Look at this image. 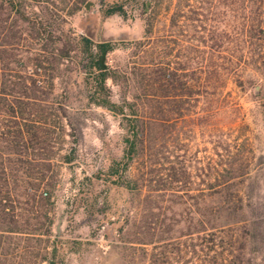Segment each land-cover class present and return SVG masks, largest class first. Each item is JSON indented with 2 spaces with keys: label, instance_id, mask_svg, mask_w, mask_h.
<instances>
[{
  "label": "trees",
  "instance_id": "16d2710c",
  "mask_svg": "<svg viewBox=\"0 0 264 264\" xmlns=\"http://www.w3.org/2000/svg\"><path fill=\"white\" fill-rule=\"evenodd\" d=\"M30 1L0 0V247L5 241L16 247L21 240L30 241L26 245H38L46 251L34 254L41 263L63 264V258H57L60 246L55 241L51 243V207L55 204L60 165L70 161L68 154L62 153L70 133L68 106L55 95V80L65 59H76L85 73L90 104L119 113L125 120L123 159H114L108 173L128 171L138 162L145 167L140 183L129 176L123 185L129 189L145 186L147 197H153L146 219L150 237L126 242L152 244L148 264H247L251 260L252 264H264L262 258L248 257L254 222L242 214L248 203L240 179L251 170L236 163L243 157L241 143L234 144L236 152L226 148L230 156L227 162L216 161L209 166L210 180L203 188L194 177L205 168L193 170L184 154L177 153V146H167L168 137L154 132L165 121L172 119L177 124L193 111L186 102L194 99L191 105L198 106L203 98L209 107L203 105L205 115L197 112L198 122L194 120L190 129L194 130V124L203 125L208 113L214 115L222 108L229 78L247 66L264 73V0H221L226 8L223 24L187 16L200 20L192 24L198 32L196 54L179 51L181 60L175 66L164 61L152 43L163 38L156 33L153 17L143 16L142 38L134 42L121 40V46L113 38L95 39L67 28L64 19L56 20L53 13L35 11L31 15L26 10ZM209 1L200 6L202 12L191 10L202 15L216 6ZM117 12L126 14L123 4L109 5L104 15ZM152 12L144 10L143 14ZM179 15L184 14L176 10L172 25L177 24ZM185 31L181 29L179 34L186 35ZM170 40L178 41L175 37ZM132 46L135 50L130 57L139 55V59L124 66L109 62L110 52ZM122 76L132 88L129 95L116 101L108 81L120 84ZM235 79L243 82L240 77ZM170 97L180 103L172 107L169 115L163 102ZM213 143L222 145V139L215 138ZM165 196L176 204L191 199L190 214L180 208L175 215H166L164 221L169 222L156 238L153 229L159 218L154 210L162 209L160 200ZM86 205L89 212L94 210L93 203ZM130 262L136 264L134 258Z\"/></svg>",
  "mask_w": 264,
  "mask_h": 264
},
{
  "label": "rangeland",
  "instance_id": "374dc122",
  "mask_svg": "<svg viewBox=\"0 0 264 264\" xmlns=\"http://www.w3.org/2000/svg\"><path fill=\"white\" fill-rule=\"evenodd\" d=\"M87 1L89 0L81 4L71 1L66 4L59 0H32L30 4H26V10L31 15L35 11L53 13L52 17L56 20L64 19L67 28L90 34L95 39L113 38L119 45L124 42L121 40L134 42L142 38L145 34L143 16L153 17L156 33L163 40L158 41V45L155 41L156 44L152 43L156 45L163 60L171 62L170 66H175L181 60L177 55L179 51L191 56L196 54L194 42H197L198 32L192 28V24L200 23V20H192L187 16L216 24H223L226 17V8L221 0H213L212 4L216 6L210 7L209 11L204 10L202 15L191 9L201 11L200 6L209 4V0H90V8H86ZM115 3L123 4L126 14L117 12L104 15L105 8ZM151 9L154 10L152 14H143L144 10ZM176 10H181L184 15L177 16V24L172 25ZM181 29H186V35L179 34ZM174 37L178 41L170 40ZM133 50L134 46L128 49L119 47L109 53V62L124 66L129 61L139 59V55L130 57ZM84 76L76 59H65L60 66V76L55 80V95L68 106L67 131L70 134L66 135L62 153L68 154L70 161L60 165L59 184L54 189L51 243L55 241L60 246L57 258H63V264H131L130 260L133 258L136 264H148V252L151 251L152 244L131 243L126 240L150 237L147 218L153 197H147L149 194L145 186L129 189L123 185L130 177L139 179L140 183L145 167L138 162L128 171L121 169L119 174L108 173L114 159H123L125 120L119 113L90 104ZM238 77L242 83L236 81L235 78ZM119 82L120 84H115L111 79L108 81L113 89L112 97L116 101H121L132 88L124 80V76L120 77ZM224 95L222 108L214 111V115L208 113L204 124H194V130L190 129L194 120L195 123L198 122L197 112L205 115L203 105L209 107L203 98L198 106L191 105L196 101L187 98L189 101L186 106L191 107L194 112L180 118L177 124H173L175 121L172 119L165 121L154 132L168 137L167 146L170 149L177 146V153L184 154L193 170L205 168L200 170L201 175L194 177L203 184V188L210 180L207 175L209 166L216 161L222 164L227 162L230 156L227 155L226 148L229 146L236 152L234 144L241 143L243 157L236 163L251 170L249 175L240 179L242 193L248 203L242 214L254 222L248 257L257 256L260 260L264 259V73L251 66L243 67L239 75L229 78ZM163 103L165 112L170 115L172 107L180 102L179 99L175 101V98L170 97ZM215 138L222 139V145L215 146ZM190 200L183 204H176L169 200V196L160 200L162 209L154 210L159 218L153 229L157 232L156 238L169 222L164 221L166 215H175L180 208L190 214ZM87 202L94 204L93 211H88ZM29 243L31 242L21 240L16 247V244L12 243L10 246L5 241L0 247V264H44L34 254L40 250L46 251L38 245H26ZM253 261L247 264H252Z\"/></svg>",
  "mask_w": 264,
  "mask_h": 264
},
{
  "label": "water",
  "instance_id": "95a60500",
  "mask_svg": "<svg viewBox=\"0 0 264 264\" xmlns=\"http://www.w3.org/2000/svg\"><path fill=\"white\" fill-rule=\"evenodd\" d=\"M91 3L92 2L90 0L87 1L86 4H85L86 8H90ZM61 220H62V218H60V223H61ZM60 223L58 224V230H60Z\"/></svg>",
  "mask_w": 264,
  "mask_h": 264
}]
</instances>
